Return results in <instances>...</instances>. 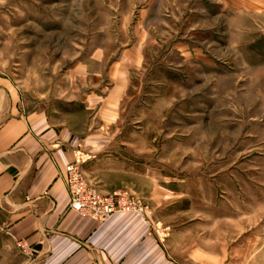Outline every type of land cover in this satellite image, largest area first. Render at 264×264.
<instances>
[{"label": "rangeland", "instance_id": "obj_1", "mask_svg": "<svg viewBox=\"0 0 264 264\" xmlns=\"http://www.w3.org/2000/svg\"><path fill=\"white\" fill-rule=\"evenodd\" d=\"M0 75L103 138L85 178L171 264H264V0H0Z\"/></svg>", "mask_w": 264, "mask_h": 264}, {"label": "crops", "instance_id": "obj_2", "mask_svg": "<svg viewBox=\"0 0 264 264\" xmlns=\"http://www.w3.org/2000/svg\"><path fill=\"white\" fill-rule=\"evenodd\" d=\"M111 96L89 95L85 109L110 120L118 107ZM20 103L17 87L0 75V264H171L143 217L99 221L69 208L67 164L82 144L104 141L91 125Z\"/></svg>", "mask_w": 264, "mask_h": 264}, {"label": "built area", "instance_id": "obj_3", "mask_svg": "<svg viewBox=\"0 0 264 264\" xmlns=\"http://www.w3.org/2000/svg\"><path fill=\"white\" fill-rule=\"evenodd\" d=\"M80 158L66 166V184L70 195L69 208L83 216L105 221L116 213H127L140 210L139 206L128 193H110L103 195L85 178L80 168ZM23 250H30L25 242H19Z\"/></svg>", "mask_w": 264, "mask_h": 264}]
</instances>
